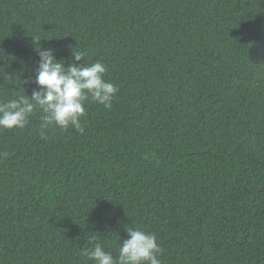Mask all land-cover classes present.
Here are the masks:
<instances>
[{"label":"trees","instance_id":"obj_1","mask_svg":"<svg viewBox=\"0 0 264 264\" xmlns=\"http://www.w3.org/2000/svg\"><path fill=\"white\" fill-rule=\"evenodd\" d=\"M37 43L118 91L83 133L0 130V264H94L127 228L162 264H264V0H0V102L38 87Z\"/></svg>","mask_w":264,"mask_h":264},{"label":"clouds","instance_id":"obj_2","mask_svg":"<svg viewBox=\"0 0 264 264\" xmlns=\"http://www.w3.org/2000/svg\"><path fill=\"white\" fill-rule=\"evenodd\" d=\"M35 50L39 57L35 75L38 87L31 96L0 102V130L25 127L29 117L39 109L41 128L56 126L67 130L72 127L83 133L80 117L85 113V103L90 100L110 109L118 91L116 85L104 80L105 65L100 61L88 64L87 60L78 63L86 59V54L72 49L73 58L66 66L63 58L55 57L53 49H42L38 44ZM7 155L0 152V158ZM127 233L128 238L120 241L115 257L97 242L96 235L89 236L88 243L93 247L85 250L86 258L94 264H162L159 256L163 249L155 234L135 228H127Z\"/></svg>","mask_w":264,"mask_h":264}]
</instances>
